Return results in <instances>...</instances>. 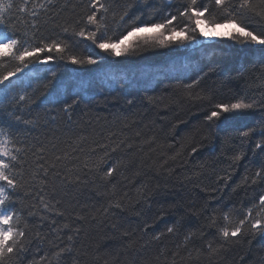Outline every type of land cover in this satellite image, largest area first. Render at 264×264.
Masks as SVG:
<instances>
[{"label": "trees", "instance_id": "16d2710c", "mask_svg": "<svg viewBox=\"0 0 264 264\" xmlns=\"http://www.w3.org/2000/svg\"><path fill=\"white\" fill-rule=\"evenodd\" d=\"M3 2L12 7L4 13L0 40L15 34L31 47L59 39L73 45L78 58L106 57L103 64L82 68L65 53L64 63L30 64L9 77L7 95L0 87V125L15 141L5 147L21 150L18 171L29 193L18 197L16 207L30 229L25 250L3 264H264V234L246 223L225 243L218 231L237 223L249 208L253 217L264 219L259 203L264 149L255 147L264 141V59L257 47L229 39L236 25L206 22L202 27L208 31L229 28L226 40L209 45L182 50L140 43L131 55L108 59L72 34L86 24L92 0ZM100 2L108 7V26L122 30L129 27L120 21L125 9L143 19L156 10L159 16L173 12L186 0ZM231 2L238 7L242 0ZM249 2L247 23L258 34L264 31V0ZM105 15L97 6L98 20ZM175 57L187 62L175 69L160 66ZM15 63H0V76ZM153 65L147 74L142 70ZM197 77L199 83L188 87ZM73 78L91 81V87L66 113L56 90ZM237 99L254 109L207 121L215 103ZM16 115L30 123L16 122ZM250 128L256 131L244 137ZM109 167L116 168L111 177L105 176ZM225 213L228 221L222 219ZM69 235L71 258L60 253Z\"/></svg>", "mask_w": 264, "mask_h": 264}, {"label": "snow or ice", "instance_id": "6c2138e0", "mask_svg": "<svg viewBox=\"0 0 264 264\" xmlns=\"http://www.w3.org/2000/svg\"><path fill=\"white\" fill-rule=\"evenodd\" d=\"M97 6L102 10V15L108 12V7L101 3L100 0H92V10L90 14L86 15V24L80 27L78 31L74 30L72 34L83 40L90 41L96 49L107 54L108 59L131 55L134 51L133 45L140 43L144 45L151 44L153 47L159 46L161 48H168L175 44L186 48L196 44L198 36H203L210 40L218 39L217 37H209L203 30L202 25L206 22L211 27H215L218 22L226 26L235 24L236 30L230 33L229 39L241 46L252 45L257 47L262 59H264V31L257 34L255 30H249L250 25L247 23L250 17L246 15L244 9H251L249 0H242L238 7L231 0H186L173 12L159 16L158 10H156L143 19L142 13L129 16L128 10L125 9L120 21L129 24V27L122 30L109 27L106 15L103 20H98ZM11 7V3L5 4L3 0H0V26L5 24L4 13ZM205 14L213 18L209 20ZM125 17H128L127 21H125ZM88 25L94 26L95 30L86 32L85 29ZM147 28H151L154 34L150 36L136 35L141 29ZM68 31V28L64 29L65 33H68ZM129 37H136L131 45L126 43ZM26 45L27 42L18 38L15 34H10L0 40V63L5 61L16 62L13 71L0 76V87L5 90L6 95L11 91L9 88V77H15L17 73L22 72L24 68H28L30 64L34 66L37 64L48 65L53 62L64 63L65 53H69L67 56L68 62L82 68L103 64L106 59V57L99 54H88L83 59L78 58L76 54H72L74 46L62 43L59 39H52L50 42L41 41L40 44L31 47ZM42 53L45 55L41 56ZM54 53L58 55L54 56ZM56 75L55 71L51 72L50 82H54ZM197 83H199V77L193 80L188 87H192ZM69 86L72 87L71 93L67 91ZM90 87L91 81L73 78L69 84L64 86L63 90H56L57 102L61 104L62 110L67 113L87 97ZM12 99L15 100L17 97L14 96ZM18 99L24 101L25 95L20 94ZM132 102L131 99L127 101L128 104H132ZM253 109L254 104L247 103L243 99H237L235 102L215 103L207 114L206 119L209 122L219 121L221 118L236 117ZM15 121L30 123V121H23L19 115L15 116ZM4 127L0 125V264H3L6 257L12 254L18 255L25 250L30 232L27 223H22L21 209L16 207L19 203L18 197L21 194L24 196L29 195L26 191L23 174L18 171L21 161L18 153L21 150L17 148L15 152H12L5 147L6 143H14L15 141L11 139L9 133L4 131ZM255 131L256 129L250 128L244 131L242 135L250 137ZM261 136H264V129H261ZM255 147L256 149H264V141L257 142ZM193 151L195 152L196 149L194 148ZM240 158V156L235 157L237 160ZM115 171V167H109L105 172V176L111 177ZM255 175L260 177L261 173L257 172ZM259 203L260 206L264 207V195L259 198ZM116 206L119 207L120 205L117 204ZM45 208H47V205H45ZM242 215L243 218L239 219L237 223H225L223 227L218 229L225 243L229 238L237 237L246 223L253 232L264 234V219L253 217L251 208L242 213ZM222 219L228 221V214L225 213ZM167 232L172 233L173 227H168ZM76 234L78 235V230ZM156 239H159V236ZM72 240L73 236H67L69 243L60 249V253H67L69 258L74 252L71 245ZM209 248H211V245H209ZM60 253H57V255Z\"/></svg>", "mask_w": 264, "mask_h": 264}, {"label": "rangeland", "instance_id": "374dc122", "mask_svg": "<svg viewBox=\"0 0 264 264\" xmlns=\"http://www.w3.org/2000/svg\"><path fill=\"white\" fill-rule=\"evenodd\" d=\"M204 31H206V30L204 29ZM228 31L229 30H225V28H222L221 27L217 31H215L216 33H213L212 31H210V32L207 33V35L209 37H217L218 39L220 38V40L221 39H225L226 40L228 38V34H229ZM153 34H154L153 33V30L147 28V29H141V31L138 32L136 35L137 36H150V35H153ZM135 39H136V37H129V40L126 41V43L131 45L132 44V41H134ZM205 39H206L205 37H202L201 41H198V43H196V45H202L201 43H203V40H205ZM205 42H211V43H213V42H215V40L208 39ZM193 45H190L188 47H193ZM186 48L185 47H181L182 50H184ZM186 60H187V58H184V57H182V58H176L175 57V59H172V60H170L168 62H165L163 65H160V66H166V65H168V66H172V69H175L177 67H174V66H176L177 64H180L182 62H183L182 64H185L187 62ZM154 67H156V66H154V65L152 67L151 66H149V67L144 66L142 68V70L147 74V72H150V70H152V68H154ZM153 70H155V68Z\"/></svg>", "mask_w": 264, "mask_h": 264}, {"label": "bare ground", "instance_id": "6f19581e", "mask_svg": "<svg viewBox=\"0 0 264 264\" xmlns=\"http://www.w3.org/2000/svg\"><path fill=\"white\" fill-rule=\"evenodd\" d=\"M209 44H211V42H204L203 45H209Z\"/></svg>", "mask_w": 264, "mask_h": 264}]
</instances>
